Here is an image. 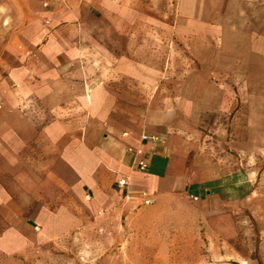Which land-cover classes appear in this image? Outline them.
Returning <instances> with one entry per match:
<instances>
[{
  "label": "crops",
  "instance_id": "crops-1",
  "mask_svg": "<svg viewBox=\"0 0 264 264\" xmlns=\"http://www.w3.org/2000/svg\"><path fill=\"white\" fill-rule=\"evenodd\" d=\"M200 3L180 0L189 22L174 29L199 63L185 76L151 47L137 55L124 32L134 26L115 22L122 52L108 82L103 72L72 87L56 71L0 69V253L176 196L215 225L249 204L264 222V177L250 179L264 174V0H241L239 11ZM103 13L94 5L88 17ZM148 59L149 70L131 64Z\"/></svg>",
  "mask_w": 264,
  "mask_h": 264
},
{
  "label": "rangeland",
  "instance_id": "rangeland-1",
  "mask_svg": "<svg viewBox=\"0 0 264 264\" xmlns=\"http://www.w3.org/2000/svg\"><path fill=\"white\" fill-rule=\"evenodd\" d=\"M200 1L233 3L239 11L241 0ZM94 5L104 13L91 20ZM231 17L239 19L236 13ZM114 22L132 24L134 29L124 32L135 37V53L143 57L148 46L168 57L173 76L198 68L187 37L178 40L174 30L189 22L181 16L180 0H0V69L52 70L72 87L103 72L108 82L122 52L113 46ZM153 60V67L161 62ZM131 64L136 70L151 68L149 59ZM257 176L264 174L252 173L250 179ZM257 209L249 204L247 213L215 225L195 202L171 197L123 213L118 221L88 223L21 254L0 253V264H264V222Z\"/></svg>",
  "mask_w": 264,
  "mask_h": 264
},
{
  "label": "built area",
  "instance_id": "built-area-1",
  "mask_svg": "<svg viewBox=\"0 0 264 264\" xmlns=\"http://www.w3.org/2000/svg\"><path fill=\"white\" fill-rule=\"evenodd\" d=\"M143 140H145V141H147V140H152V141H159V137H148V136H144L143 137ZM138 166H139V168H140V170L141 171H145L146 170V168H147V165L145 164V162H143V161H140L139 163H138ZM128 181L126 180V179H122V180H120L119 182H118V186L120 187V188H123V187H126L127 186V183ZM145 204L146 205H149L150 204V201L149 200H146L145 201Z\"/></svg>",
  "mask_w": 264,
  "mask_h": 264
},
{
  "label": "bare ground",
  "instance_id": "bare-ground-1",
  "mask_svg": "<svg viewBox=\"0 0 264 264\" xmlns=\"http://www.w3.org/2000/svg\"><path fill=\"white\" fill-rule=\"evenodd\" d=\"M55 197V196H54Z\"/></svg>",
  "mask_w": 264,
  "mask_h": 264
}]
</instances>
